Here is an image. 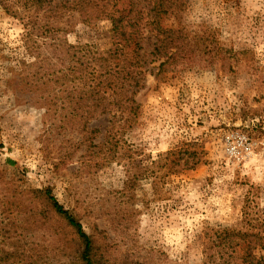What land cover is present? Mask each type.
Returning <instances> with one entry per match:
<instances>
[{
    "label": "rangeland",
    "instance_id": "374dc122",
    "mask_svg": "<svg viewBox=\"0 0 264 264\" xmlns=\"http://www.w3.org/2000/svg\"><path fill=\"white\" fill-rule=\"evenodd\" d=\"M28 1L0 4V249L23 234L50 263L83 251L64 220L44 216L47 191L112 261L202 264L206 234L264 227V0H184L176 23L228 50L233 71L220 58L210 66L196 59L156 78L159 62L149 65L137 121L109 164L81 145L54 79L63 67L55 44L67 36L109 49L110 24L88 26L76 14L68 27ZM190 142L203 145V162L172 170L163 155ZM67 240L66 254L53 249Z\"/></svg>",
    "mask_w": 264,
    "mask_h": 264
},
{
    "label": "trees",
    "instance_id": "16d2710c",
    "mask_svg": "<svg viewBox=\"0 0 264 264\" xmlns=\"http://www.w3.org/2000/svg\"><path fill=\"white\" fill-rule=\"evenodd\" d=\"M7 1L0 0V4ZM28 2L29 9L37 13H56V16L59 13L60 17H65L68 27L76 14L88 26L99 21L110 24L109 49L102 50L96 43H72L67 36L58 45L55 44V48H61L63 67L59 71L61 77L56 76L54 80L56 84L65 86L66 100L71 108L69 119L79 122L81 145L86 149L96 148L97 151L91 153L99 156L104 163L109 164L117 158L124 134L137 121L140 105L136 102V96L144 86L149 65L159 62L156 78L170 67L196 59L210 66L220 58L223 69L233 71L232 63L228 62L235 57L227 55L228 50L222 47L216 49L214 39L206 37L205 32L202 35L192 33L176 23L177 15L186 9L184 0ZM65 32L70 31L65 29ZM50 82L43 83L49 88ZM104 117L109 120L103 130L100 127L90 128L92 121ZM205 154L203 145L190 142L163 156L165 161L173 158L171 162L174 166L171 169H178L180 173L194 170L203 162ZM133 182L128 179L126 186ZM42 202L45 206L44 216L56 224L58 220L54 219L53 214L64 220L75 232L83 251L57 256L58 259L50 263L48 257L40 252V245H31L22 234L20 240L6 243L0 249V264H137L128 256L121 262L112 261L106 246L95 241L50 191L45 192ZM21 230H25V227L21 226ZM71 246L72 241L67 240L64 244L56 243L53 249L66 254ZM202 246V264H264V227L218 230L206 234Z\"/></svg>",
    "mask_w": 264,
    "mask_h": 264
},
{
    "label": "built area",
    "instance_id": "2783aa9c",
    "mask_svg": "<svg viewBox=\"0 0 264 264\" xmlns=\"http://www.w3.org/2000/svg\"><path fill=\"white\" fill-rule=\"evenodd\" d=\"M241 145H245V144H241ZM246 150H248V148L246 147Z\"/></svg>",
    "mask_w": 264,
    "mask_h": 264
}]
</instances>
